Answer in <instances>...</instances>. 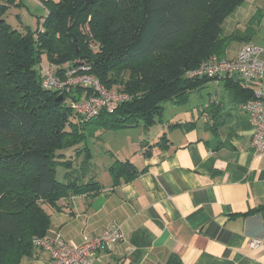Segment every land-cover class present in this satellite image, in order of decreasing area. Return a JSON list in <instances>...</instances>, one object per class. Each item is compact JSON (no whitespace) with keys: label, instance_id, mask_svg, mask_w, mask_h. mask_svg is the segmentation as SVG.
I'll list each match as a JSON object with an SVG mask.
<instances>
[{"label":"trees","instance_id":"1","mask_svg":"<svg viewBox=\"0 0 264 264\" xmlns=\"http://www.w3.org/2000/svg\"><path fill=\"white\" fill-rule=\"evenodd\" d=\"M39 1L45 16L35 28L23 24L19 29L6 13L23 0H0V264H23L34 256L39 248L34 238L47 235L52 225L49 210L70 207L75 196L99 194L106 188L104 172L111 176L110 187L143 173L146 168L106 148L103 135L164 123V103L185 104L193 91L215 80L190 78L187 72L211 57H228L234 42L254 41L264 17L257 10L243 30L228 33L226 20L246 0ZM79 61L91 64L105 87L129 98L113 111L103 109L82 120L71 103L93 90L80 86L61 94L45 89L40 70L42 63L52 62L60 72ZM220 81L234 90L236 105L252 96L240 80ZM204 114L205 127L216 130L228 114L226 101H210L197 118L169 122L167 128L190 131ZM167 134L154 142L141 140L142 154L170 147ZM96 144L107 155L99 156ZM60 166L66 169L62 179Z\"/></svg>","mask_w":264,"mask_h":264},{"label":"crops","instance_id":"2","mask_svg":"<svg viewBox=\"0 0 264 264\" xmlns=\"http://www.w3.org/2000/svg\"><path fill=\"white\" fill-rule=\"evenodd\" d=\"M257 10L264 12V0H246L226 20V31L243 30L238 22L247 23ZM235 99L230 89L228 114L214 131L205 127L204 114L190 131L168 129L171 120L149 129L138 126L133 130L139 136L132 140L127 134L117 149L105 133L106 148L146 170L116 187H110L111 176L104 172L106 188L99 194L75 196L70 207L49 210L47 235L59 232L79 243L83 235L120 224L122 240L111 251H101L94 264H264V154L252 151L253 125ZM166 130L170 147L144 156L140 141L154 142ZM251 240L260 243L251 247ZM47 259L38 248L23 264Z\"/></svg>","mask_w":264,"mask_h":264},{"label":"built area","instance_id":"3","mask_svg":"<svg viewBox=\"0 0 264 264\" xmlns=\"http://www.w3.org/2000/svg\"><path fill=\"white\" fill-rule=\"evenodd\" d=\"M43 31V26H39ZM95 47L94 44H91ZM52 62L40 65L42 86L61 94L73 93L77 87H90L93 93L83 100H73L71 108L84 121L97 116L101 110L113 111L115 106L129 98L124 92L111 91L92 73L91 64L79 61L60 72ZM238 76L244 86L251 89L252 96L240 104L249 116L253 129L250 147L255 155L264 154V43H243L234 57H211L187 72L190 78L210 77L216 81ZM123 231L118 223L107 226L95 236L83 235L79 243L68 241L61 233L37 236L34 244L48 253L45 264H94L101 251H111L122 240ZM259 240H251L255 247Z\"/></svg>","mask_w":264,"mask_h":264},{"label":"rangeland","instance_id":"4","mask_svg":"<svg viewBox=\"0 0 264 264\" xmlns=\"http://www.w3.org/2000/svg\"><path fill=\"white\" fill-rule=\"evenodd\" d=\"M16 2H19V0H16ZM24 3H22V6H10L9 10L6 13V18L9 23L12 24L15 28H23L24 25H30L32 28H35L38 25V19L43 18L46 14V10L44 9L43 5L40 3L39 0H23ZM19 15V16H18ZM238 24H240L237 27H244L247 23H244L243 20L239 21ZM230 24H228V27ZM261 26H259L260 28ZM238 29V28H235ZM234 29V30H235ZM233 31V30H232ZM229 33V32H228ZM259 33V34H258ZM258 33L255 35V40L252 42L263 44L264 43V28H261ZM237 43L234 42L232 46L230 47L229 51V57H234V55H237L239 51V46L237 47ZM232 48V52H231ZM47 59H44V62H46ZM105 87V86H104ZM106 91L107 94H110L112 90L108 89L107 87ZM230 89L225 86L224 81H210L205 86L201 87L199 90L193 91L190 95V100L185 104H178L174 102H167L164 103L165 110L163 115V121L168 122L171 121H178V120H186V119H194L199 113V111L202 109L203 105H207L210 101L214 100H220V101H227L229 99ZM100 114V113H99ZM98 116V115H97ZM96 117V116H95ZM94 118V117H93ZM160 124V123H159ZM135 127L130 128H119V129H110L108 131V134L110 136L109 141H111V145L113 146V149H117L121 143L124 141H120L121 139L125 138L127 134V138H130L132 140H135L139 133L138 131H135L133 129H136ZM141 128H143L141 126ZM130 131H125L129 130ZM96 151L99 153V156H101L102 153L107 155V150L102 149V145L96 144ZM66 169L63 166L58 167V178L62 179L64 176V172ZM48 208H51L50 205H47Z\"/></svg>","mask_w":264,"mask_h":264},{"label":"water","instance_id":"5","mask_svg":"<svg viewBox=\"0 0 264 264\" xmlns=\"http://www.w3.org/2000/svg\"><path fill=\"white\" fill-rule=\"evenodd\" d=\"M233 78L235 80H238V76L236 74L233 75ZM63 98V95H59L58 99H62Z\"/></svg>","mask_w":264,"mask_h":264}]
</instances>
